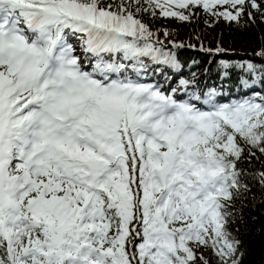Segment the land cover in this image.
I'll return each instance as SVG.
<instances>
[{"label":"snow or ice","instance_id":"6c2138e0","mask_svg":"<svg viewBox=\"0 0 264 264\" xmlns=\"http://www.w3.org/2000/svg\"><path fill=\"white\" fill-rule=\"evenodd\" d=\"M161 21L264 25V0H0V264H243L264 63L221 59L235 92L148 82L180 67Z\"/></svg>","mask_w":264,"mask_h":264},{"label":"trees","instance_id":"16d2710c","mask_svg":"<svg viewBox=\"0 0 264 264\" xmlns=\"http://www.w3.org/2000/svg\"><path fill=\"white\" fill-rule=\"evenodd\" d=\"M157 28L167 29L170 33L167 38L162 31L158 33V36L164 42L165 50L175 53L180 65L178 72H181L183 76L180 79L189 80L195 74L196 77L202 76V79H206L207 87H214L213 84L218 85L225 82L235 92L234 85L238 76L246 74L242 73L240 69L232 68L228 70L230 78L222 79L224 70L219 67L220 60L223 59L232 64L246 61L257 65L264 63L256 56L257 52L264 49V25L259 23L240 29L235 26L229 28L226 24L221 23L213 29H208L201 21L195 33L191 26L181 25L178 22L161 21L153 27V31H156ZM197 35L202 39L197 40ZM170 43H177V45L180 43L185 46L175 48L170 46ZM218 43L226 50L222 56L217 57L198 50L201 44L215 49ZM189 44H194L197 47H188ZM160 69L163 74L173 72L170 67H161ZM252 165L257 169L264 166L258 161H253ZM248 166L245 164V167ZM253 191L256 199L247 201V206L242 209V216H238L237 223L233 225V231L239 229L238 235L242 241V251L244 252L243 264H264V194L257 189ZM236 207L240 209L239 201Z\"/></svg>","mask_w":264,"mask_h":264}]
</instances>
